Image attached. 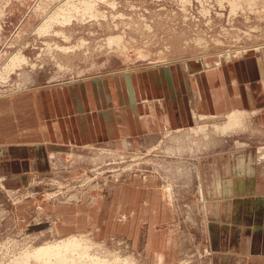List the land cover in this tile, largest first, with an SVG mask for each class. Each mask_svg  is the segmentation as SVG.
Returning a JSON list of instances; mask_svg holds the SVG:
<instances>
[{"label":"rangeland","instance_id":"374dc122","mask_svg":"<svg viewBox=\"0 0 264 264\" xmlns=\"http://www.w3.org/2000/svg\"><path fill=\"white\" fill-rule=\"evenodd\" d=\"M66 1L0 0L1 134L53 139L43 147L49 150L42 161L28 145L12 152L24 160L23 173L0 171V264L13 256L11 264H41L25 253L73 234L85 235L80 241L91 245L68 252L75 262L211 264L197 193L199 159L245 144L258 152L264 147V111L200 118L191 128L159 132L153 139L149 133L98 139L92 127V136L84 142L78 137L80 142L74 129L67 134L64 128L72 124L69 112L78 110L56 101L65 89L87 86L91 100L85 112L103 120L118 92L114 108L128 116L123 81L129 76L140 81L147 71L184 66L185 60L206 67L244 57L264 63V0ZM90 3L99 15L84 13ZM61 6L63 13L84 15L40 31ZM111 37L118 41L110 43ZM15 54L23 62H13ZM36 92L40 105L33 100ZM232 114L242 115L243 124L228 127ZM181 174L188 176V193ZM188 196L191 201L184 200Z\"/></svg>","mask_w":264,"mask_h":264},{"label":"crops","instance_id":"0c3cea01","mask_svg":"<svg viewBox=\"0 0 264 264\" xmlns=\"http://www.w3.org/2000/svg\"><path fill=\"white\" fill-rule=\"evenodd\" d=\"M205 61L209 62L208 59ZM201 65L195 60H185L184 66L177 62L170 67L147 71L140 81L129 76L123 81L128 116L114 108L118 92L111 100L113 110L110 116L101 120L96 117L98 113L90 117L85 112L87 102L91 100L87 97V86H83V90L77 85L65 89L63 98L56 104L59 107L63 104L68 111L71 108L78 110L75 112L77 115L69 112L66 118L72 124L64 127L65 131L70 134L74 129L77 133L73 130L71 133L83 142L92 136V127L97 128L98 139L110 137L121 140L128 134L141 136L146 133L153 139L159 132L191 128L198 124L200 118L208 116L248 109L263 113L264 63L255 57H244L219 66ZM144 94L147 97H143ZM38 95L36 92L33 100L40 105L42 99ZM142 99L147 100L144 101L146 111L141 110ZM43 108L48 110V105L44 104ZM16 113L15 110L17 117ZM58 113L64 115L61 110ZM1 132L3 130H0V171L3 169L4 173H23L21 166L24 160L13 158L16 154L12 152L16 148L28 145L34 155L42 156L49 150L43 147L53 142L52 137L40 135L33 138L25 135V141L10 139L7 133L3 138ZM79 138L78 141L82 142ZM242 147L202 157L197 165V193L211 264H264V147H259L258 152L248 144ZM14 161L20 162L11 164ZM182 167L189 170L187 165ZM181 182L187 193L190 192L188 176L181 174ZM184 200L191 201V198L184 197Z\"/></svg>","mask_w":264,"mask_h":264},{"label":"bare ground","instance_id":"6f19581e","mask_svg":"<svg viewBox=\"0 0 264 264\" xmlns=\"http://www.w3.org/2000/svg\"><path fill=\"white\" fill-rule=\"evenodd\" d=\"M60 1V0H59ZM62 1V0H61ZM68 1V0H67ZM66 1V2H67ZM70 1H72V0H70ZM79 1V0H78ZM91 1V0H90ZM66 2L64 3V4H62V5H64L65 6V4H66ZM74 2V1H73ZM85 2V1H84ZM88 2V1H87ZM68 3V2H67ZM75 3H77V2H75ZM94 3H95V1H94ZM97 3V2H96ZM72 4V3H71ZM80 4V3H79ZM114 4V3H113ZM77 5V4H76ZM75 5V6H76ZM68 6V4H66V7ZM83 6V5H82ZM84 6H85V4H84ZM91 6H92V4L90 3L88 6H87V8L85 9L84 7V9H85V11H84V13H86V15L87 14H89L90 13V15L91 16H96V15H99L100 14V12L99 11H93L92 10V8H91ZM71 7V6H70ZM74 7V6H73ZM79 7V6H78ZM80 7H81V5H80ZM79 7V8H80ZM97 7V6H96ZM240 7V6H239ZM72 8V7H71ZM70 8V9H71ZM61 9H62V6H61V8H60V11H58V13L55 15H50V16H48V20L47 21H45L44 23H42L40 26H39V30L41 31V30H43V31H50V29H52V26L54 25V23L55 22H61V24L63 23V24H67L68 22H70L71 20H72V18L74 17V18H76V19H80L81 18V14L82 15H84V13H82V12H80V13H78V12H75V13H77L76 15L74 14H72V13H70V12H66V13H63V12H61ZM69 9V8H68ZM74 9H75V7H74ZM94 9V8H93ZM97 9V8H96ZM65 10H67V9H65ZM73 10V9H72ZM82 10V9H81ZM77 11V10H76ZM235 11V10H234ZM92 12H94V13H92ZM106 14V13H105ZM105 14H101V15H104L105 16ZM89 15V16H90ZM102 17V16H101ZM106 17V16H105ZM62 18H63V20H62ZM80 21V20H79ZM42 31V32H43ZM58 32V31H57ZM44 33V32H43ZM42 33V34H43ZM58 33H61V36H62V34H64V36L66 37V34L63 32V31H59ZM116 38H118V37H111L110 38V43H112V42H114V41H118V39H116ZM117 43V42H116ZM119 43V42H118ZM127 47V46H126ZM59 48H61L60 46H59ZM62 49V48H61ZM68 49V48H67ZM67 49H66V51H67ZM70 49V48H69ZM64 50V49H63ZM62 50V51H63ZM13 57V62H23V59H22V57L20 56V55H16L15 54V56H12ZM11 61V60H10ZM15 62V63H16ZM10 64V63H9ZM19 64V63H18ZM21 65V64H20ZM11 66V65H10ZM13 66V65H12ZM22 66V65H21ZM12 84V83H11ZM23 85V84H22ZM245 120H247L246 118H244ZM238 122H240V124L243 122V116L242 115H237V114H232L231 115V119H230V122H229V124H227L228 125V127H230V125H233V124H235V123H238ZM243 124V123H242ZM227 130V129H226ZM224 132V131H223ZM226 134V133H225ZM85 235H82V234H78V235H76V234H73V235H70L69 237H67V238H59V240H54V241H52V242H45V245H43V246H38V247H36V248H33V250L32 251H30L31 253H29L28 252V254H26L25 252L26 251H28L29 249H28V247H27V249L28 250H25V252L24 251H22V253L24 252L25 253V256H24V254H23V256L25 257V259H29V258H31V256L35 259V260H37V262L39 261L41 264L43 263V264H69V263H71V262H75V260H73L72 258H69V256H68V252L69 251H75V249H79V248H82V247H84V246H87V244L88 243H90V242H88L87 243V240L85 239V241L83 242V241H80V239H82L83 237H84ZM89 246H91V245H89ZM89 246H87L86 248H88ZM33 247V246H32ZM85 248V247H84ZM13 250V249H12ZM15 250V249H14ZM9 251V250H8ZM14 253V252H13ZM21 253V252H20ZM21 253V254H22ZM79 253V252H78ZM86 253V252H85ZM87 254V253H86ZM16 255V254H15ZM72 256H73V254H71ZM79 255V254H78ZM82 254H80V256H81ZM19 257H21V255H18ZM14 258H16L15 256H13ZM75 257V256H74ZM87 257V256H86ZM89 257H91L92 258V260H94L95 261V259H94V257L93 256H89ZM14 258H13V260H14ZM23 258V257H22ZM77 258V257H76ZM88 258V257H87ZM96 258V257H95ZM17 259H18V257H17ZM24 258H23V260H25ZM83 259V258H82ZM81 259V260H82ZM89 259V258H88ZM13 260H11V261H13ZM20 260H22V259H20ZM18 261V262H21L22 263V261ZM78 260L79 261H77V262H75V264H79L80 263V258H78ZM91 260V259H90ZM91 260V261H92ZM11 261H10V263L9 264H11ZM71 261V262H70ZM84 261V260H83ZM86 261V260H85ZM96 261H98V262H94V263H100V264H103V262H104V264H115V261L113 260V261H110V260H108V259H106V258H96ZM28 261H26V263H27ZM38 262V263H39ZM82 262V261H81ZM14 262H12V264H13ZM92 264H93V262H91ZM16 264V263H15ZM81 264V263H80ZM82 264H85V262H82ZM122 264H124V261H123V263Z\"/></svg>","mask_w":264,"mask_h":264}]
</instances>
